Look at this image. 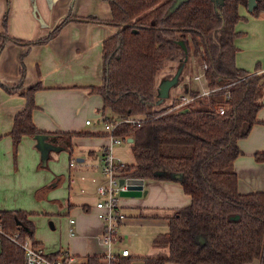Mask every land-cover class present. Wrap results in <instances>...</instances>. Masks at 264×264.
Listing matches in <instances>:
<instances>
[{
	"label": "trees",
	"instance_id": "16d2710c",
	"mask_svg": "<svg viewBox=\"0 0 264 264\" xmlns=\"http://www.w3.org/2000/svg\"><path fill=\"white\" fill-rule=\"evenodd\" d=\"M173 1L109 0L111 19L88 17L120 27L103 43V83L91 86L103 97V120H120L114 134L133 138L135 161L119 166L120 175L175 179L191 195L188 205L168 216V229L153 239L157 252L140 258L145 264H242L260 258L264 264V191L241 192L234 169L242 153L239 139L248 136L255 123H264L257 115L263 106L264 72L235 62V24L242 17L240 5L248 6V0H186L171 10ZM261 10L264 0L254 13ZM69 20L65 17L51 33L28 43L49 40ZM0 38L1 45L8 39L20 42L7 34L0 33ZM191 55L207 64L205 78L213 90H191L190 101L176 105V99L159 106L157 74L165 62L186 64ZM40 86L26 90V106L15 115L10 131L15 150L21 137L30 134L43 135L51 147L72 151L73 137L87 133L38 127L33 111ZM6 87L14 90L20 85ZM128 117L141 119L131 122L125 120ZM255 158L264 161V151L256 152ZM176 172L181 177H175ZM0 217L6 230L20 231L38 244L27 211L2 210ZM88 257L98 260L100 255ZM132 258L122 257L119 264ZM0 264H24L23 249L7 237L0 242Z\"/></svg>",
	"mask_w": 264,
	"mask_h": 264
},
{
	"label": "crops",
	"instance_id": "0c3cea01",
	"mask_svg": "<svg viewBox=\"0 0 264 264\" xmlns=\"http://www.w3.org/2000/svg\"><path fill=\"white\" fill-rule=\"evenodd\" d=\"M239 11L242 17L235 24L237 35L234 39L237 46L236 65L250 71L264 72V10L255 14L248 10L247 5L242 4ZM89 16L111 19L109 0H0V33L20 40L8 39L3 45L0 41V211H27L35 227L37 217L46 214L49 217L48 225L53 231L58 229L62 216L66 215L67 238L61 239L56 249L48 250L41 238H34L47 251H69L79 261L91 255H101L106 249L99 239L102 221L97 215L95 202L90 204L88 201L87 193L90 190L97 194L96 185L103 180V148L109 134L104 125L91 126V120L87 123L88 118L83 122L78 121L75 117V103L89 102L91 110L101 112L103 97L100 93L93 92L91 86L103 83V43L120 28L106 20H92ZM65 17H70V20L49 40L28 43L51 33ZM195 62L197 60L187 61L181 79L171 87L169 97L159 106L170 104L176 99L179 100L176 105H179L181 93L201 90L207 85L206 79L198 80L193 77L202 70ZM178 65L179 62H165L157 74L156 85L161 77L173 75ZM187 74L191 75L190 80L185 78ZM193 82H197L199 86L192 87ZM37 83L41 86L35 91L38 105L33 111L35 124L47 131L82 130L87 133L73 137L72 151L51 147L47 139L44 147H41L38 138L30 134L21 137L15 150L10 134L14 118L26 106V90ZM14 85L20 87L14 90L6 87ZM257 115L264 121V103ZM99 120H103L101 114ZM124 141L129 142L132 148V141ZM239 145L242 153L234 161L239 190L264 191V161L255 158L256 152L264 151V123H255L248 136L239 139ZM75 149L77 165L71 164ZM63 150L69 154V179L75 173H80L83 177L81 179H85L86 194L74 196L69 193L63 199L58 197L53 189L65 180L62 171H54L50 176L38 174L32 178L24 175L27 168L47 166L49 160L55 156L59 158ZM117 150L119 151V147ZM78 158L82 160H77ZM144 187L147 188L146 194L120 199L124 217L118 222V229L129 223L153 227L150 243L153 248L148 250L153 254L157 252L153 239L158 233L168 229V216L175 209L188 205L191 195L175 179L145 178ZM48 194L49 203L56 207L54 209H48L44 205ZM93 199L96 201L97 196H93ZM92 211L88 221L80 217ZM70 217L76 219L74 234L69 229ZM129 256H133L132 252ZM134 259L129 263L135 264ZM142 264H145L143 260ZM165 264L182 263L168 261ZM242 264H262V261L254 258Z\"/></svg>",
	"mask_w": 264,
	"mask_h": 264
},
{
	"label": "built area",
	"instance_id": "2783aa9c",
	"mask_svg": "<svg viewBox=\"0 0 264 264\" xmlns=\"http://www.w3.org/2000/svg\"><path fill=\"white\" fill-rule=\"evenodd\" d=\"M207 64H202L201 72L195 74L193 77L195 79L201 80L205 78V69ZM187 80H190L191 75L187 74L185 76ZM213 88L203 87L201 90H198L200 94H209ZM194 95L189 93H181L180 95V104L190 101ZM221 111L224 109L221 107ZM105 114L101 112V119ZM141 118L138 117H128L125 120L136 122L140 121ZM120 120L106 121L105 120V129L108 131L111 142L103 148V163H102V172L107 177V181L104 184H101L98 188V192L104 196L102 200H99L96 203L97 215L102 221V231L99 235L100 242L106 247L105 251L100 255V258L97 259H86L79 261L75 255L66 252H49L43 245L40 243L33 244L29 237H23L20 231H9L6 230L2 219L0 217V242L3 237H7L16 244H18L24 251V264H119L122 257L131 255V252L128 248H122L118 252L112 251V246L115 242L121 239V233L118 231V222L124 217V213L121 210L119 195H121V190L126 189V183L120 184L119 179L124 175H120L118 167L125 164L122 160L117 158L113 154V147L117 143H121L124 139L121 136L114 134V129L117 123ZM90 120L87 119V123ZM74 163V160H71V164ZM70 222V233L74 234L76 219L74 217L69 218ZM130 264V263H128Z\"/></svg>",
	"mask_w": 264,
	"mask_h": 264
},
{
	"label": "rangeland",
	"instance_id": "374dc122",
	"mask_svg": "<svg viewBox=\"0 0 264 264\" xmlns=\"http://www.w3.org/2000/svg\"><path fill=\"white\" fill-rule=\"evenodd\" d=\"M196 57L193 55H191V58L189 59V61H196ZM198 63L196 64V66L201 70L202 66H200L198 61L195 62ZM199 65V66H198ZM162 78V77H161ZM160 78V80H161ZM159 80V82H160ZM195 81V80H193ZM199 84L197 82H193L192 87H198ZM205 87H207V85H205ZM92 109V106L90 105L89 102H82V101H77L75 103V117L78 121L83 122L86 118H88L89 120L92 121V125L91 126H101L105 124V121L103 120H99L98 118L101 114V112L99 111V113L94 112ZM87 128V127H84ZM82 131V130H80ZM108 140L106 142L105 145L110 144L111 139L110 136H108ZM117 147H119V151L117 150ZM76 148V147H75ZM76 154L77 151L75 149L74 154L71 156V158L74 160L73 165H77V161H76ZM113 154L119 158L120 160H122L124 163H133L135 161V157L134 154L132 152V148L130 146V143L127 141H122L121 143H116L113 147ZM55 156V155H54ZM69 154L66 152V150H63L60 152V156L59 158H57L56 156L51 158L49 160V163L47 166L44 167H40L39 169L37 168H27L24 171V175L27 178H32L34 176H38V174H48L49 176L52 175L54 173V171H57L58 173H60L61 171L65 174V180L62 182V184H60L59 186L55 187V189H53V191H56L58 193V197L60 198H64L66 197L69 193H71V195H82V194H86L85 192V179H81L83 178L82 175L79 173H75V175H72L71 178L69 179ZM101 169H102V165H101ZM102 176H103V180L101 182H98L96 185V193L95 194L93 191H90L87 193V198L88 201L90 202V204H93L95 202V204L99 201L102 200L104 198V196H102L99 192H98V188L101 184H104L108 179L107 177L103 174L102 170H101ZM81 175V177H80ZM70 180V186H68V181ZM84 189V190H82ZM50 195L48 194L46 197V202H44L45 206H47L46 208L48 209H54L56 208L55 206H52L49 201H50ZM93 196H97V200L95 201V199H93ZM125 197H132V196H122L119 195V202L121 198H125ZM94 200V201H93ZM75 215H77L76 213H74ZM93 214L92 212H88L87 214H84L82 217L85 221H88L89 219V215ZM63 220L58 226L57 230H51L49 225H48V220L49 217L45 214H41L37 217L36 219V227H35V232H34V237H39L43 240L46 248L48 250H54L58 247V242L67 238V216L63 215ZM79 217V215H78ZM126 224L123 225V227H120L121 229H118V231L121 233V239L118 240L117 242H115L112 246V251L113 252H118L120 251L122 248H128L129 250H131L132 255L135 257V259L133 260V263L135 264H142V260L140 258V256L144 255V254H152V252H148V250H152L153 246L150 243H152L151 239H152V234L151 231L153 229V227L148 226L147 224H145L144 226H137L138 224H130L128 226H125ZM57 246V247H56ZM46 249V250H47ZM158 250V249H157Z\"/></svg>",
	"mask_w": 264,
	"mask_h": 264
},
{
	"label": "water",
	"instance_id": "95a60500",
	"mask_svg": "<svg viewBox=\"0 0 264 264\" xmlns=\"http://www.w3.org/2000/svg\"><path fill=\"white\" fill-rule=\"evenodd\" d=\"M183 1L186 0H174L170 9L173 10L176 7H178ZM224 0H214L215 4H221ZM259 0H248V10L250 12H254L255 8L258 5ZM186 58V57H185ZM185 65V61L178 65L175 73L169 77L162 78L160 82L157 85V103L160 104L163 102L167 97L170 95V89L174 85H176L179 80L181 79L182 73H183V67ZM264 103V98H263ZM39 144L41 147H44L45 145V139L43 135H39L38 137ZM128 141H133L132 137L127 138ZM77 160H82V158H78ZM175 177H181V173H174ZM120 184L126 183V189L121 190L122 196H141L143 194L147 193V188L144 187L145 184V178L143 177H137L132 175H124L120 177L119 179ZM200 239L204 241V237L200 236Z\"/></svg>",
	"mask_w": 264,
	"mask_h": 264
}]
</instances>
